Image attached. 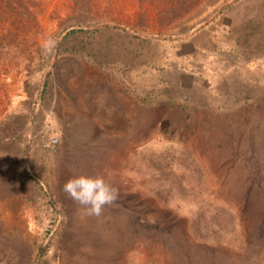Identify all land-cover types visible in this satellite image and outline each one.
Here are the masks:
<instances>
[{
  "label": "rangeland",
  "instance_id": "374dc122",
  "mask_svg": "<svg viewBox=\"0 0 264 264\" xmlns=\"http://www.w3.org/2000/svg\"><path fill=\"white\" fill-rule=\"evenodd\" d=\"M0 264H264V0H0Z\"/></svg>",
  "mask_w": 264,
  "mask_h": 264
},
{
  "label": "clouds",
  "instance_id": "9594fccd",
  "mask_svg": "<svg viewBox=\"0 0 264 264\" xmlns=\"http://www.w3.org/2000/svg\"><path fill=\"white\" fill-rule=\"evenodd\" d=\"M53 43L48 41V45ZM63 191L83 209L86 216L99 217L103 209L118 198V191L103 176H76L63 185Z\"/></svg>",
  "mask_w": 264,
  "mask_h": 264
}]
</instances>
